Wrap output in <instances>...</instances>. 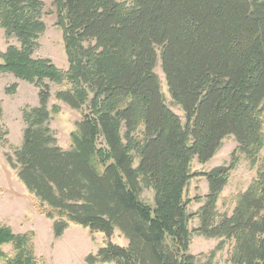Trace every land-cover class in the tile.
<instances>
[{"label":"trees","instance_id":"trees-1","mask_svg":"<svg viewBox=\"0 0 264 264\" xmlns=\"http://www.w3.org/2000/svg\"><path fill=\"white\" fill-rule=\"evenodd\" d=\"M53 4L68 68L35 56L47 28L45 3L0 0V26L20 44L0 51V72L39 90V104L22 110V146L7 158L38 210L54 220L55 238L72 223L108 238L119 229L128 244L109 239L88 264H197L190 250L196 233L223 239L211 259L230 242L229 264H264V0ZM159 62L185 121L166 102ZM51 82L65 86L57 100L84 109L70 149L50 126L61 111L49 105ZM8 134L0 125V142ZM232 135L238 146L229 164L193 171L195 159L209 162ZM241 154L256 175L232 196V212L222 214L218 201ZM196 176L206 177L209 191L187 198ZM149 188L154 206L142 198ZM193 201L204 202L190 212ZM196 217L200 224L191 230ZM35 236L0 222V263L47 264Z\"/></svg>","mask_w":264,"mask_h":264},{"label":"rangeland","instance_id":"rangeland-1","mask_svg":"<svg viewBox=\"0 0 264 264\" xmlns=\"http://www.w3.org/2000/svg\"><path fill=\"white\" fill-rule=\"evenodd\" d=\"M45 3V14L43 20L46 30L40 35L39 48L35 56L50 58L63 69L68 68V58L65 51L62 29L57 25L56 8L54 0H42ZM10 44L19 46L15 37L8 38L4 29L0 26V51H6ZM156 72L162 82V91L166 97L167 104L178 113L185 121V113L182 108L175 104L169 92L165 74L161 62L156 67ZM18 83L15 93H8L7 88ZM51 82L52 97L50 107L53 104L61 106L60 113L52 114L50 126L54 131L58 144L65 149L71 148V133L77 130V122L83 117V110L71 108L66 103L56 99V92L64 88ZM38 88L34 84L18 79L12 73L0 72V99L3 106V114L0 117V125L9 129L7 142H0V222L10 225L16 233L34 231L36 252L43 256L47 264H88L86 258L90 254H96L105 246L110 239L114 243L125 246L128 239L116 229L114 235L108 238L101 231H91L90 228L79 224H70L63 236L55 238L53 224L54 220L41 213L37 207L36 197L26 188L20 180L18 172L8 161L7 155H15L16 149L22 146L25 123L22 118V110L25 106H37L39 104ZM238 143L235 137H227L222 147L215 156L207 163H200L197 159L192 164L193 171H209L212 168L229 164L232 161ZM263 153V152H262ZM138 165V161L135 162ZM256 175V168H252L244 155H240L239 161L232 170L228 184L224 188L218 201L220 213H231L234 208L232 196L245 190ZM209 191L208 180L204 176H196L191 179L186 190L187 198L197 195L204 196ZM155 193L152 188L144 190L142 198L155 205ZM204 202V201H203ZM203 202L193 201L189 205V211L195 212ZM200 224L196 217L190 222L193 230ZM223 241L222 238H206L194 233L192 236L191 252L198 257L197 264H229L227 262L230 242H226L225 248L216 252L212 258V251ZM7 252L13 251V246H4ZM2 264V262L0 263Z\"/></svg>","mask_w":264,"mask_h":264}]
</instances>
